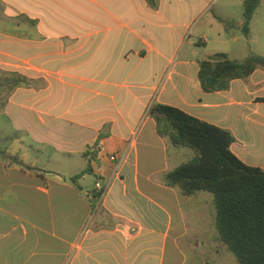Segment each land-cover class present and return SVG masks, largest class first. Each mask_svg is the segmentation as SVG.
<instances>
[{"label": "crops", "instance_id": "0c3cea01", "mask_svg": "<svg viewBox=\"0 0 264 264\" xmlns=\"http://www.w3.org/2000/svg\"><path fill=\"white\" fill-rule=\"evenodd\" d=\"M121 1L0 0V70L30 80L0 107V264H239L217 231L213 194L165 183L191 153L158 134L149 110L170 105L231 131L233 153L264 170V68L225 91L199 81L209 56L254 55L245 0L237 19L217 13L224 27L188 41L216 0ZM239 31L246 42L229 46ZM73 130L90 137L73 140ZM75 145L98 148L88 158L96 182L110 183L101 202L41 164ZM112 154L125 156L116 176Z\"/></svg>", "mask_w": 264, "mask_h": 264}, {"label": "trees", "instance_id": "16d2710c", "mask_svg": "<svg viewBox=\"0 0 264 264\" xmlns=\"http://www.w3.org/2000/svg\"><path fill=\"white\" fill-rule=\"evenodd\" d=\"M147 2L153 8L158 5V0ZM260 3L261 0L244 1L246 33ZM199 64L201 87L204 92L212 93L228 90L232 81L248 79L256 69L264 68V57L252 55L239 61L225 53H216ZM29 84L30 80L18 72L0 70V107L6 105L17 88ZM149 115L161 137L168 138L173 146L194 152L193 159L164 175L165 183L178 188L184 196L199 192L213 194L221 240L239 264H264V170L245 164L233 153L235 138L227 129L161 103H154ZM90 155V151L85 153L86 157Z\"/></svg>", "mask_w": 264, "mask_h": 264}, {"label": "rangeland", "instance_id": "374dc122", "mask_svg": "<svg viewBox=\"0 0 264 264\" xmlns=\"http://www.w3.org/2000/svg\"><path fill=\"white\" fill-rule=\"evenodd\" d=\"M238 1L239 0L212 1L206 11L194 21V24L192 25L190 31L186 36V41L190 39L191 35H196L200 32L204 33V31L208 29L211 24H213L214 29L215 27H224V25H222L218 20L215 19V15L217 13H220L223 16L229 15L237 19L238 16L241 15V10L239 9V7L237 8L235 6L237 5ZM124 2L125 1L122 0L120 2V6L128 8V4L122 5ZM250 29L251 33L249 35V38L247 39L249 48L251 46L254 55L264 56V0H261L257 14L254 17ZM237 32L235 34L238 37H241V39H239L236 43L229 39V46H239L240 44H243V42H246V35L241 31H239V34H237ZM213 34L214 30L212 32L210 31V34H208V36L210 39H213L214 42L215 37ZM192 38L196 39V36H192ZM256 41H258V44H256ZM212 48L219 49L217 48V44L215 42L212 44ZM173 69L174 65H170L169 68L166 70L165 75L169 76ZM80 135H82L81 138L79 137ZM88 137H90V134H87V136H85V134L83 132L80 133L79 130H73L72 132L73 140L79 141L80 139H88ZM73 147L76 148V150H79L81 145H75ZM187 150L191 153V159H193V150L189 148H187ZM79 151V153H74L72 156L66 155V157L60 155L59 153H45L44 156H41V164L50 161L49 169L58 172L68 182H72V179L76 180V182L81 185L84 191L93 192L96 187L97 177L92 173L91 169L89 168L90 162H93V159H89L88 157H86L85 153L90 151L92 155H95L98 151V148L94 145H90L85 146L83 150ZM51 152L53 151L51 150ZM141 163L143 165V160ZM77 177L79 178L77 179Z\"/></svg>", "mask_w": 264, "mask_h": 264}, {"label": "built area", "instance_id": "2783aa9c", "mask_svg": "<svg viewBox=\"0 0 264 264\" xmlns=\"http://www.w3.org/2000/svg\"><path fill=\"white\" fill-rule=\"evenodd\" d=\"M124 158H125V156L121 157V156H118L116 154H112L109 156L110 161L112 163H114L116 166L115 171H114L115 176L119 173V170H120V167L124 161ZM109 185H110V183L107 185H104L103 182L100 180L96 183L95 191H96L99 202H101L104 199V197L107 193V190L109 188Z\"/></svg>", "mask_w": 264, "mask_h": 264}]
</instances>
